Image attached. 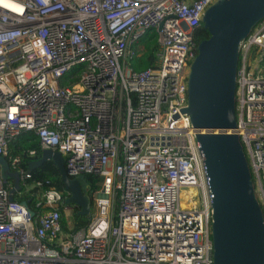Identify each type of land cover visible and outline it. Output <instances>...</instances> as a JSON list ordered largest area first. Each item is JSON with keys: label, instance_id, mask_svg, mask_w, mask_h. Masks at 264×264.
<instances>
[{"label": "built area", "instance_id": "2783aa9c", "mask_svg": "<svg viewBox=\"0 0 264 264\" xmlns=\"http://www.w3.org/2000/svg\"><path fill=\"white\" fill-rule=\"evenodd\" d=\"M217 1L0 0V157L33 132L70 178L101 179L89 224L73 232L69 194L29 183L22 158L11 159L15 193L37 203L14 199L0 169V264H214L213 195L185 110L194 36ZM147 51L154 63L141 70ZM236 83L230 133L264 213V20L240 43Z\"/></svg>", "mask_w": 264, "mask_h": 264}, {"label": "water", "instance_id": "95a60500", "mask_svg": "<svg viewBox=\"0 0 264 264\" xmlns=\"http://www.w3.org/2000/svg\"><path fill=\"white\" fill-rule=\"evenodd\" d=\"M264 20V0H219L203 17L209 39L198 45L188 77V108L199 130L207 175L213 195L214 264H264V213L256 198L252 174L237 128L236 88L239 46ZM52 161L59 169L66 203L91 214L92 199L85 177L70 178L59 152L44 150L29 163L27 173ZM13 193L20 189L18 173ZM22 205L29 207L26 201ZM31 215L35 213L30 211Z\"/></svg>", "mask_w": 264, "mask_h": 264}, {"label": "trees", "instance_id": "16d2710c", "mask_svg": "<svg viewBox=\"0 0 264 264\" xmlns=\"http://www.w3.org/2000/svg\"><path fill=\"white\" fill-rule=\"evenodd\" d=\"M209 37L210 36L208 31L204 28V24L202 23V26L195 33V42L199 45L203 40L209 39ZM154 59V55L150 51H147L141 58H138L136 60L135 65L137 68L144 70L153 66ZM29 150H35L37 155L35 157H29L27 155V152ZM43 151L44 150L42 149L40 142L35 136V134L33 132H26L21 134L17 138V140L10 143L9 154L7 157H5V159L10 164L11 159L21 157V168L27 170L30 162L39 160L42 157ZM11 172H13L12 169ZM31 175L32 179L29 180V183L50 180L56 189L64 191V185L61 180L59 169L54 165L52 161L45 162L41 167L33 170L31 172ZM85 178L89 185L88 193L92 199L93 192L99 188L98 184L101 179L93 175L86 176ZM10 181H13L15 183L13 179H11ZM14 199L20 202L26 201L29 207L35 211V204L37 203V200L35 197L30 196L29 193H24L22 196L15 193ZM116 207L117 209H119L120 207L119 197H117ZM90 219L91 216H80L79 209L75 208L73 232H78L83 227H86L89 224ZM62 224L64 230H67L68 224L67 220L65 219V216L62 219Z\"/></svg>", "mask_w": 264, "mask_h": 264}, {"label": "rangeland", "instance_id": "374dc122", "mask_svg": "<svg viewBox=\"0 0 264 264\" xmlns=\"http://www.w3.org/2000/svg\"><path fill=\"white\" fill-rule=\"evenodd\" d=\"M154 35H156V34H154ZM0 169H1V178L4 181L11 180L10 175L13 173L11 172V167H10L9 162L4 157H0ZM254 187H255L256 193L259 194L260 193V187H259L257 180H255V179H254ZM72 214H73V211L68 213V215H67L70 226H72Z\"/></svg>", "mask_w": 264, "mask_h": 264}, {"label": "bare ground", "instance_id": "6f19581e", "mask_svg": "<svg viewBox=\"0 0 264 264\" xmlns=\"http://www.w3.org/2000/svg\"><path fill=\"white\" fill-rule=\"evenodd\" d=\"M1 2H2L4 5H7L6 2H4V1H1ZM184 193H185L186 195H190V194H193V193H194V190L188 188V189H185V190H184Z\"/></svg>", "mask_w": 264, "mask_h": 264}, {"label": "crops", "instance_id": "0c3cea01", "mask_svg": "<svg viewBox=\"0 0 264 264\" xmlns=\"http://www.w3.org/2000/svg\"><path fill=\"white\" fill-rule=\"evenodd\" d=\"M14 183V182H13Z\"/></svg>", "mask_w": 264, "mask_h": 264}]
</instances>
